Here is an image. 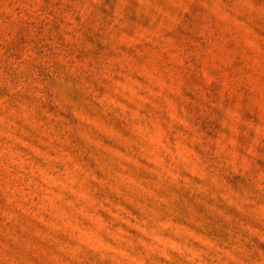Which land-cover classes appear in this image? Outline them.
<instances>
[{"label":"rangeland","instance_id":"1","mask_svg":"<svg viewBox=\"0 0 264 264\" xmlns=\"http://www.w3.org/2000/svg\"><path fill=\"white\" fill-rule=\"evenodd\" d=\"M0 264H264V0H0Z\"/></svg>","mask_w":264,"mask_h":264}]
</instances>
